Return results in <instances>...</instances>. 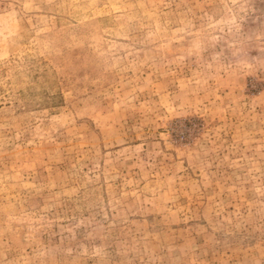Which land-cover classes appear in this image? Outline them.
<instances>
[{
	"label": "rangeland",
	"instance_id": "1",
	"mask_svg": "<svg viewBox=\"0 0 264 264\" xmlns=\"http://www.w3.org/2000/svg\"><path fill=\"white\" fill-rule=\"evenodd\" d=\"M0 264H264V0H0Z\"/></svg>",
	"mask_w": 264,
	"mask_h": 264
}]
</instances>
